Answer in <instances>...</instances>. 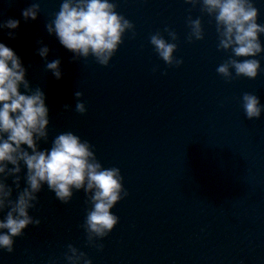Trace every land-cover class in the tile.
Returning <instances> with one entry per match:
<instances>
[{"label": "water", "instance_id": "1", "mask_svg": "<svg viewBox=\"0 0 264 264\" xmlns=\"http://www.w3.org/2000/svg\"><path fill=\"white\" fill-rule=\"evenodd\" d=\"M62 2L0 0V22L20 20L16 39L0 32V42L22 59L30 86L46 94L48 142L40 149L72 132L92 145L103 168L120 170L128 195L112 209L119 222L95 242L98 250L82 228L90 209L83 191L62 204L44 187L30 210L40 225L16 238L11 254L0 251V264H67L69 244L92 264H264V113L248 120L241 106L245 93L264 105V53L256 79L233 73L225 80L216 70L231 52L217 50L215 20L200 5L110 0L133 31L107 66L91 56L74 60L45 30ZM32 3L40 5L38 18L25 23L21 12ZM252 3L264 24V0ZM189 18L200 19L202 40L189 42ZM166 28L176 33L179 67L165 65L150 44L157 33L167 40ZM39 46L49 48V62L61 61V80L45 70Z\"/></svg>", "mask_w": 264, "mask_h": 264}, {"label": "clouds", "instance_id": "2", "mask_svg": "<svg viewBox=\"0 0 264 264\" xmlns=\"http://www.w3.org/2000/svg\"><path fill=\"white\" fill-rule=\"evenodd\" d=\"M185 4L200 5L201 11L213 17L218 35V51H230L231 57L218 66L217 74L225 80L244 77L257 78L261 63L256 57L264 53L260 37L264 24L258 23V9L252 0H184ZM39 3H32L21 12L25 23L36 21ZM20 20L9 18L0 22V32L9 40L16 39ZM188 40H202L200 19L189 18ZM133 24L116 11L110 0H63L54 19L45 25L49 36L73 55L74 60L93 57L107 66ZM168 39L159 33L150 37L157 56L168 66L179 67L176 59V33L165 29ZM42 45V42H38ZM49 48L39 46L36 54L45 62V70L57 80L62 79L59 59L48 61ZM27 68L16 52L0 42V251L11 254L14 241L40 220L30 215L44 187L56 200L68 204L73 193L83 191L90 205L82 228L89 244L107 237L119 222L112 209L128 193L123 188V177L118 168H103L94 149L72 132L59 134L50 148L41 150V141L48 142L49 108L46 94L40 87H31L26 78ZM77 91L75 110L86 112ZM241 106L248 120L260 119L264 105L253 94L245 93ZM64 110H70L64 105ZM10 181V183H9ZM23 185V186H22ZM15 193V196L13 194ZM67 264H92L83 252L71 244L65 254Z\"/></svg>", "mask_w": 264, "mask_h": 264}]
</instances>
